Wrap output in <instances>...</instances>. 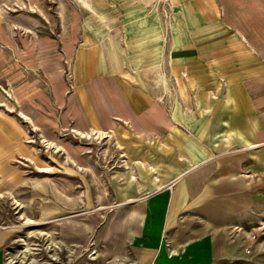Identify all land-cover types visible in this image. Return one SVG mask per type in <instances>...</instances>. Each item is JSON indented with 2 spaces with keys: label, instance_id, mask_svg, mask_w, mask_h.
Returning a JSON list of instances; mask_svg holds the SVG:
<instances>
[{
  "label": "rangeland",
  "instance_id": "1",
  "mask_svg": "<svg viewBox=\"0 0 264 264\" xmlns=\"http://www.w3.org/2000/svg\"><path fill=\"white\" fill-rule=\"evenodd\" d=\"M169 22L174 25L168 28ZM195 25L194 8L183 0H0V125L18 126L12 143L19 136L23 142L10 148L7 159L5 153L2 157L12 178L0 176V264H18V258L8 257L21 247L12 243L20 235L31 248L42 249L33 251L41 252L45 264H113L116 245L122 255L130 254L126 264H132L129 236L138 228L135 213L146 210L149 196L167 187L172 191L174 180L190 170L200 175L206 189L190 209L196 208L183 210L174 220L190 234L208 220L199 209L208 186L207 207L215 212L230 207L238 196L230 177L245 184L264 173V33L220 35V29H211L191 35ZM163 32L165 40L159 41ZM82 46L103 57L104 77L76 82L74 49ZM112 56L118 58L125 83L138 93L145 91L155 99L152 104L133 109L110 76ZM75 72L79 74L77 68ZM82 93L103 129L114 128L131 150L135 179L121 166L125 157L113 141L93 144L74 137L90 129ZM250 116L259 120L258 133L250 135L259 145L252 148L223 131L235 117L246 122ZM169 129L171 136L164 137ZM2 136L4 141L7 136ZM49 141L64 145L76 161L55 143L49 147ZM244 208L240 222L245 233L229 234V252L208 264H264V227L258 229L264 226V208ZM70 215L83 230L77 236L62 233L69 229ZM26 218L41 222L28 226ZM120 222L124 226L118 229ZM253 227L256 240L246 236ZM45 233L65 242L76 239L73 253L48 245ZM89 251H97L95 260L88 258Z\"/></svg>",
  "mask_w": 264,
  "mask_h": 264
},
{
  "label": "crops",
  "instance_id": "2",
  "mask_svg": "<svg viewBox=\"0 0 264 264\" xmlns=\"http://www.w3.org/2000/svg\"><path fill=\"white\" fill-rule=\"evenodd\" d=\"M183 1L187 5H191L194 8V17L199 23V25L191 27L189 30L191 35H199L204 32H208L211 29H220L222 31L220 35L233 33H237L239 35L264 33V0ZM202 22L204 23L201 24ZM207 40L208 39H206V41ZM203 41L205 40L199 42L202 43ZM97 61L98 60H96V62ZM117 66L119 69L117 72L119 74L117 75L116 80L121 85L123 91H132L133 109L138 111L140 106L143 108V105H150L154 98L147 95L145 91L138 93L137 90L128 85L130 84L129 81L125 83L122 76H120V71L122 70H120L121 68L118 63ZM98 67L99 72L102 73V75L108 71L106 66L104 67L105 69H103V72L99 65H97V68ZM109 70L110 73L111 69ZM87 100L88 99H82V101L86 104L85 110L87 111V116L89 119H93L91 125L97 124L98 127H102L99 115L95 112L94 108H90ZM184 179L189 194V202L197 200L206 189V187L200 185V175L192 173V170H190L184 174ZM177 180L178 179L174 180L175 186L178 182ZM229 180L236 184L234 190L237 192L234 193L238 195L233 198V204L230 205V207H222L221 210L215 209V212L211 211V209L207 207L208 203H210V198L207 195L209 193L208 186V191L203 197H201L199 205V209L206 213L205 216L208 220L204 223V227H200L199 230H196L195 232L188 234V227L176 222L171 225L170 229H167L166 214L169 211V207L166 209L161 237L152 250L154 255L151 259V264H208L212 260L223 258L225 253L229 252L230 241L228 240V235L233 232L236 234L245 233V231L242 233L232 231V229L237 226L242 227L243 223L240 222V220L243 218L241 213L245 211L244 207L248 210L252 208H264V173L254 174L253 178L245 182V184H242L238 177L237 179H231L230 177ZM214 184H219V182ZM167 188L169 189V187ZM158 194L159 192L149 196L145 203L146 207L144 208L143 205V209L149 208L150 199ZM195 208L196 207L190 209L189 211H193ZM186 212L181 213V215ZM146 215L147 214H145V216ZM146 217L143 221V227L141 226L142 228L138 229V233L136 234L137 236L143 235L144 228L147 224ZM190 224L191 223L188 222L186 225ZM254 229L255 227H253L252 230ZM142 245L143 240H140V242L135 244V246H129V249L131 248L132 251L131 253L135 256L134 260L137 259L138 253L142 252Z\"/></svg>",
  "mask_w": 264,
  "mask_h": 264
},
{
  "label": "bare ground",
  "instance_id": "3",
  "mask_svg": "<svg viewBox=\"0 0 264 264\" xmlns=\"http://www.w3.org/2000/svg\"><path fill=\"white\" fill-rule=\"evenodd\" d=\"M172 25H174L173 23H167L166 26L171 27ZM166 30V29H165ZM165 32H163L162 35V39L158 38V40L162 41L163 39L165 40ZM158 41V42H159ZM110 54H112L110 52ZM74 56H75V60H74V78L77 79L78 81H80L82 79V81L87 80L91 77H104L102 75V73L99 72V67L97 68V65H99L102 68V72L105 66L104 65V60L103 57L99 56V53H94V51L91 50V48L87 49L84 48L83 46L81 48H76L74 49ZM117 57H110L109 59V65L111 67V72H110V76H112L113 78L117 79V75L119 74L117 71H119L117 63L119 64V62L116 59ZM96 60H98L96 62ZM173 55L172 52L170 53L169 56V63L172 64L173 63ZM100 63V64H99ZM75 68H77V71L79 72V74H77L75 72ZM160 69H162L161 67H159ZM98 77V78H99ZM163 82V86H164V90L168 95L172 96L170 87L168 84H166L165 80L162 79ZM126 97L128 98V101L130 103V105L132 106V91H124ZM230 98V96L228 97ZM80 99V103H82V106L84 109L86 104L82 101V99L86 100V97L84 95V93H82L79 97ZM155 101V99L153 100V102ZM153 102H151L150 104H152ZM85 119L87 120L88 125L90 126V129L88 132H75V138L80 139V141H84V140H92L94 141L93 144L99 143L102 144L103 142H105L104 145L106 144H110L112 141L114 142V146L118 149H120V157H125L124 159H122L120 162H122L121 166H123V168L126 169H130V178L131 179H135L136 176V172L133 171V168L131 166V162L130 160L132 159V154H131V150L127 148V146L124 145L123 143V138L121 135H119L115 129H111V130H105L103 129V127H94L93 125H91V122L93 121V119H89V117L87 116V111L85 110ZM21 115L28 121H30L34 127H36L35 122L28 117L24 112L21 111ZM100 117V116H99ZM170 120H171V127L175 126V121L173 116L170 114ZM234 124H229L227 123V128H224L223 131H225L228 134L234 133L240 137L243 138V141L248 145V148H252L255 147L258 144L257 140H253L252 138H250L251 134L256 135L258 132L256 131V129H258L259 127V120L257 119V117L255 116H250V117H246V122H241L237 117H235L234 119ZM100 121H101V117H100ZM4 124L1 123L0 125V158L1 160H4V153H5V158H8V152L11 150L10 148L16 146V147H21L23 144L21 137L19 136L18 141H14V143H12V139L15 140L14 135L16 134V132H20V128L18 126H16L14 128L13 125H8L9 128H6L5 126H3ZM170 127V128H171ZM6 135L7 137L4 138L3 141V136L2 135ZM8 136H9V140H8ZM170 137L171 136V132L170 129L166 132V134L164 135V137ZM103 141V142H102ZM55 143V147H58V149H65L67 154L71 155L70 152L66 149V147H64V145L60 144L59 142L56 143V141H49V147L53 146V144ZM106 151L105 149L102 150V152ZM72 160L75 162L76 159L71 155ZM144 164V163H143ZM147 166L149 167L150 171H157V166L151 163H147ZM8 167V161L5 160L4 161H0V176L3 178H7V179H11V174L9 172V170L7 169ZM155 180H159L157 178H154ZM178 182L176 183L175 188L172 189L171 194H170V190L168 188L162 190L158 195L152 197L150 199V205L149 208H147L146 210H138L133 213H135V216L137 217V219H139V222H137L138 228H136L134 230V233L129 236L130 239V243L128 246L132 247L135 246V244H138L140 242V240H143V245L141 246L142 248V252L138 253L137 255V259H135L134 261L131 260L132 264H151V259L153 258L154 253L152 252V250L154 249L153 247L156 245V243L158 242V240L161 237V233H162V226H163V221H164V217H165V211L166 209L169 207V211L166 214V227L167 229L171 228V225L175 222V217L181 213L183 210L187 211L189 210L196 202V200L190 201L188 200L189 194H188V190L186 187V182L184 179V176L181 177L180 179L177 180ZM9 192H7L8 194ZM196 199V198H195ZM130 200V199H129ZM90 201V197L89 194H87V202ZM17 203V201H16ZM21 204L17 203V207H20ZM45 211V210H44ZM51 211V210H49ZM146 211H148V218H147V224L144 228V232L142 236H137L136 234L138 233V229H139V225L141 224V222L144 221L145 219V213ZM127 214V212H126ZM126 214H124L123 217H121V220L124 222L127 218ZM46 215V214H44ZM41 221H37L34 220L32 218H26V220H24L25 225L28 226H35V225H39ZM53 222V221H52ZM69 222V229L67 231H65V229L62 230V233L64 235L68 234V235H73L77 236L81 231V228L79 226H77V224L79 223V221L77 219H75L73 216L70 215V219L68 220ZM80 224V223H79ZM116 224V223H115ZM127 225V224H126ZM122 226H124V224L122 222H120V224H116V227H118V229H121ZM86 227H88L87 229L89 230V234L88 236L84 237V241L86 243V246L90 245V234H91V229H89V225H87ZM35 231V230H34ZM39 231V230H38ZM31 232V231H30ZM29 232V233H30ZM129 232V230H128ZM131 232V230H130ZM37 234V232L35 233ZM34 234V235H35ZM39 234V232H38ZM40 234L44 235V233ZM46 235L49 236L50 233H45ZM26 235V234H25ZM48 236H47V242L48 245L53 244L54 248H56L57 250L59 249H63V247L66 249L67 253H73L72 251L74 250L73 248V244L76 242V239L73 240L70 238L69 241H62V240H56L52 238V233L50 234V241H48ZM73 236V237H74ZM44 237V236H43ZM69 237V236H68ZM46 238V236H45ZM44 238V239H45ZM65 239V238H64ZM66 240V239H65ZM185 241V240H184ZM19 242V244L21 245V247L19 249H16V255L14 256H9V261L14 260L15 258H18V264H22V263H37V264H45V259L42 260L43 258H41V252H36L33 250H42L40 248H31L32 246L28 243L25 242V236L24 235H20V237L16 238V239H12V243H16ZM47 242H45L44 244H46L47 246ZM38 243V242H37ZM78 243V242H77ZM117 244V242H116ZM33 246L35 244H32ZM78 245V244H77ZM44 246V245H43ZM112 246V244L110 245V247ZM35 247V246H34ZM120 247L119 245H116L115 249L113 250L115 253H113L112 255L115 258V262L113 264H126V262L129 260V256L130 254H126V255H122L123 253H120ZM22 248V249H21ZM45 248V247H43ZM113 249V248H112ZM85 250V249H84ZM82 250V251H84ZM111 250V248H110ZM172 250V249H171ZM54 251V250H53ZM80 251V252H82ZM112 251V252H113ZM52 252V251H51ZM78 252V251H76ZM92 254H90V256L88 257L91 260H95L96 257L99 255L97 253V251H89ZM171 252V251H170ZM53 253V252H52ZM55 253V252H54ZM67 255V254H66ZM82 255V253H78V255H76L77 257H80ZM53 256H56V254ZM72 254L68 255V257H70L71 259ZM121 256V257H120ZM57 258V256H56ZM74 258V257H73ZM68 259V258H67ZM8 261V260H7ZM41 261V262H40ZM130 261V260H129ZM47 262V261H46ZM64 263V262H63Z\"/></svg>",
  "mask_w": 264,
  "mask_h": 264
},
{
  "label": "built area",
  "instance_id": "4",
  "mask_svg": "<svg viewBox=\"0 0 264 264\" xmlns=\"http://www.w3.org/2000/svg\"><path fill=\"white\" fill-rule=\"evenodd\" d=\"M264 226H258V229H262ZM238 231V232H244L243 228L240 226H237L235 228L232 229V231ZM258 233L255 230H252V232L247 234V237H249L251 240H256L258 237Z\"/></svg>",
  "mask_w": 264,
  "mask_h": 264
}]
</instances>
